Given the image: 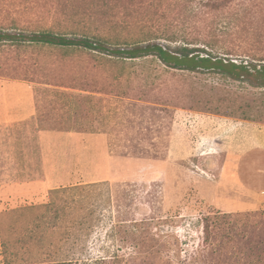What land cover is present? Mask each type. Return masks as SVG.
Returning <instances> with one entry per match:
<instances>
[{"label":"rangeland","instance_id":"obj_1","mask_svg":"<svg viewBox=\"0 0 264 264\" xmlns=\"http://www.w3.org/2000/svg\"><path fill=\"white\" fill-rule=\"evenodd\" d=\"M103 2L0 0V32L89 33L106 47L0 41V264H264V80L107 51L169 30L264 65V0ZM80 184L63 195L68 216L40 208ZM33 230L44 250L26 243Z\"/></svg>","mask_w":264,"mask_h":264},{"label":"trees","instance_id":"obj_2","mask_svg":"<svg viewBox=\"0 0 264 264\" xmlns=\"http://www.w3.org/2000/svg\"><path fill=\"white\" fill-rule=\"evenodd\" d=\"M88 2V5L95 1L100 0H86ZM103 2L104 10H107V8L110 9H116V8H124L119 6L118 4L122 0H118L116 4L113 2H110L111 0H101ZM110 2V3H109ZM135 2V0H130V3ZM186 2L192 4V7L194 6V3H198L199 5H202L204 8L208 9H218L221 4L225 5L229 2H232V0H186ZM99 6V5H98ZM131 6L134 9L137 10L138 6H135V3L131 4ZM135 6V7H134ZM140 6V5H139ZM129 8V7H125ZM193 9V8H192ZM81 22V21H80ZM80 22L78 24H80ZM75 32V31H74ZM72 35L68 34H60L55 33L49 30H43L38 32H31L29 34H25L24 32H0V41L7 40L12 42L13 44H22V43H29V44H35V45H42V46H51V47H58L60 49H89L94 51H101L104 52L106 50V47L104 46L105 41L100 37L99 35H88L89 33H82L80 35H76L77 33H71ZM75 34V35H73ZM186 33L180 32V33H173L169 30H162V31H156V32H148L143 34L142 38L138 37L137 40H134L131 35L130 39L126 38H117L116 41L120 42V46H126L125 49H121L122 47H117L116 49H113L111 51L107 50L110 54L117 56L118 58L122 59H130V60H136V59H144L149 56L156 57L161 63H163L166 67L172 68V69H181V70H188V71H208V72H218L224 75L225 77L232 78L237 81H242L244 79H255L256 81L263 82L264 80V65H253L248 60L241 61L240 64H237V62L226 60L220 57H214L211 53H208L204 49H199L196 47H191V42L188 41V37ZM177 37L181 38L180 40L183 43V45L175 50L172 51L168 47H163L160 44H158L156 41L160 39H166L170 42H175L177 40ZM144 38V39H143ZM132 40V41H129ZM190 40V39H189ZM210 44V43H207ZM211 45V44H210ZM131 47V48H128ZM80 189L83 191L85 187L80 185H75L71 187H64L54 190L52 193L54 195L55 200L50 201L49 203H46L40 208H44L45 211H54L56 216L63 217L68 216L67 207L61 202H63V195H69L70 192H72L73 189ZM60 199V200H59ZM39 208V209H40ZM28 212L34 211L37 209L36 206H30L26 208ZM71 210V208H70ZM45 218V215H42ZM41 220H37L35 222V227L39 229L42 224H40ZM33 232H30L26 237L25 241L27 244L36 246V243L39 245L40 242H43V236L42 234L38 235V233L34 234ZM37 241V242H36ZM41 250H44L42 245H39ZM50 256V254H48ZM43 256V254H42ZM38 257L35 255L30 256L27 259V262L21 263V264H80L78 261L75 260H37ZM122 257L119 255H115L114 257H111L109 259L102 258L98 259L96 262L97 264H107L110 263L109 261H113V264H121L122 263ZM197 261V258L193 259L191 264H195ZM168 263L169 264H175L174 259L171 257H168Z\"/></svg>","mask_w":264,"mask_h":264},{"label":"built area","instance_id":"obj_3","mask_svg":"<svg viewBox=\"0 0 264 264\" xmlns=\"http://www.w3.org/2000/svg\"><path fill=\"white\" fill-rule=\"evenodd\" d=\"M235 62H237V61H235Z\"/></svg>","mask_w":264,"mask_h":264}]
</instances>
